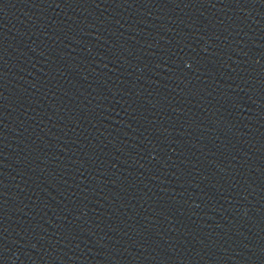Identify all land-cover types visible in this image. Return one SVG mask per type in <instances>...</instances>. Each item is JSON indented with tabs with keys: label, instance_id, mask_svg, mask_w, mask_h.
Masks as SVG:
<instances>
[{
	"label": "water",
	"instance_id": "obj_1",
	"mask_svg": "<svg viewBox=\"0 0 264 264\" xmlns=\"http://www.w3.org/2000/svg\"><path fill=\"white\" fill-rule=\"evenodd\" d=\"M0 264H264V0H0Z\"/></svg>",
	"mask_w": 264,
	"mask_h": 264
}]
</instances>
